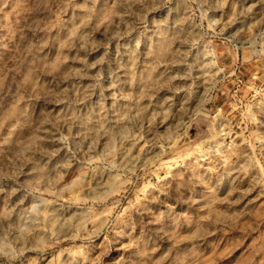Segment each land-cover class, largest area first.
Listing matches in <instances>:
<instances>
[{
	"label": "clouds",
	"instance_id": "obj_1",
	"mask_svg": "<svg viewBox=\"0 0 264 264\" xmlns=\"http://www.w3.org/2000/svg\"><path fill=\"white\" fill-rule=\"evenodd\" d=\"M253 65L264 0H0V264H199L264 191Z\"/></svg>",
	"mask_w": 264,
	"mask_h": 264
},
{
	"label": "rangeland",
	"instance_id": "obj_2",
	"mask_svg": "<svg viewBox=\"0 0 264 264\" xmlns=\"http://www.w3.org/2000/svg\"><path fill=\"white\" fill-rule=\"evenodd\" d=\"M81 3H83V0H81ZM226 63H231L230 57L226 59ZM251 73L264 75V72L257 73L254 65L251 66ZM237 75L244 84H247L248 80L251 79L249 65L241 63ZM235 80L236 76H232L231 81ZM231 81L226 84L229 93L236 91V85ZM240 95H243V91ZM215 96V101L207 105L212 114L222 109L225 113H231L229 118L234 122L239 119L230 102V97L224 91L216 92ZM189 134L195 138V129L191 130ZM167 158L170 159L171 157ZM251 184V179H248L244 184V188L236 194V198L239 199L240 195L251 187ZM232 206L234 208L239 207L240 211L246 214L245 218L234 221L231 228L222 226L221 230L211 238L214 243L199 264H251L248 256L249 250L260 237H264V191L257 187L245 196L242 203L238 206L236 204ZM248 234H253L251 239H248ZM102 245L103 240L97 245V255L102 250Z\"/></svg>",
	"mask_w": 264,
	"mask_h": 264
}]
</instances>
